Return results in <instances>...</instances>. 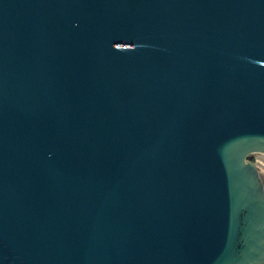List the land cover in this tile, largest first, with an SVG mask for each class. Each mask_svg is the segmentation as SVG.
Returning <instances> with one entry per match:
<instances>
[{"label":"water","instance_id":"obj_1","mask_svg":"<svg viewBox=\"0 0 264 264\" xmlns=\"http://www.w3.org/2000/svg\"><path fill=\"white\" fill-rule=\"evenodd\" d=\"M264 0H0V264H264Z\"/></svg>","mask_w":264,"mask_h":264},{"label":"rangeland","instance_id":"obj_2","mask_svg":"<svg viewBox=\"0 0 264 264\" xmlns=\"http://www.w3.org/2000/svg\"><path fill=\"white\" fill-rule=\"evenodd\" d=\"M256 154H260V153H255L254 158H255ZM255 162H256L257 170H258L259 174L261 175L262 180L264 182V168L262 167V165L259 164V162L256 160V158H255Z\"/></svg>","mask_w":264,"mask_h":264},{"label":"bare ground","instance_id":"obj_3","mask_svg":"<svg viewBox=\"0 0 264 264\" xmlns=\"http://www.w3.org/2000/svg\"><path fill=\"white\" fill-rule=\"evenodd\" d=\"M255 158L259 162V164L262 165V167L264 168V154H256Z\"/></svg>","mask_w":264,"mask_h":264}]
</instances>
